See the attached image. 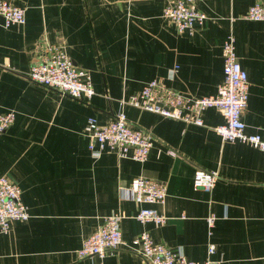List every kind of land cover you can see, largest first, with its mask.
<instances>
[{"label":"crops","instance_id":"crops-1","mask_svg":"<svg viewBox=\"0 0 264 264\" xmlns=\"http://www.w3.org/2000/svg\"><path fill=\"white\" fill-rule=\"evenodd\" d=\"M10 1L26 8L27 21L6 27L0 13V113L16 111L0 134V174L20 185L31 216L0 233V264H148L128 246L144 230L189 259L264 264V151L224 140L216 107L205 109L199 125L123 101L154 78L189 95L216 93L224 41L234 32L249 74L246 130L264 136V21L243 17L264 0H196L208 17L184 32L164 16L168 0ZM57 42L91 71L90 101L30 79L32 63ZM119 111L153 133L145 161L90 150L88 117L107 123ZM198 167L218 170L212 189L194 188ZM139 175L165 183L166 200L156 206L166 223L141 222L136 213L144 204L123 194ZM115 211L126 244L79 258L84 239Z\"/></svg>","mask_w":264,"mask_h":264},{"label":"built area","instance_id":"built-area-1","mask_svg":"<svg viewBox=\"0 0 264 264\" xmlns=\"http://www.w3.org/2000/svg\"><path fill=\"white\" fill-rule=\"evenodd\" d=\"M195 3L196 0H168L163 14L175 23L179 32L193 31L196 23H203L208 17L207 12L199 9ZM0 13L6 27L27 21L26 8L10 0H0ZM243 17L264 21V2L252 4ZM223 52L224 79L214 94L189 95L154 78L146 81L138 93L123 101L199 125L204 124L205 109L216 107L225 118L222 124L216 126L224 140H240L264 151V136L259 132H247L243 119L249 100V74L238 58L234 32L227 35ZM28 75L34 82L55 88L62 95L90 101L96 93L91 71L76 63L65 43H48L41 58L32 63ZM15 116L16 111L13 109L0 113V134L11 125ZM87 134L93 153L100 155L104 149L112 148L121 156L139 161L147 159L154 139L151 131L133 126L124 111H119L107 123H100L94 115L89 116ZM219 177L218 170L198 167L194 172L193 186L210 190ZM122 192L126 197L144 204L136 213L141 222L153 220L158 224L166 223L167 215L156 206L166 200L165 183L139 175L128 186L122 187ZM30 216L28 205L22 200L20 185L6 174H0V233L8 232L12 221L26 220ZM122 217L118 211L106 215L104 222L84 239L77 249V256L104 257L109 250L126 244L121 228ZM215 218V215L208 216L210 233ZM128 246L142 255L148 264H222L214 259H189L181 249H173L166 243L155 241L148 230L134 237ZM214 251L215 244L210 243L209 252Z\"/></svg>","mask_w":264,"mask_h":264}]
</instances>
